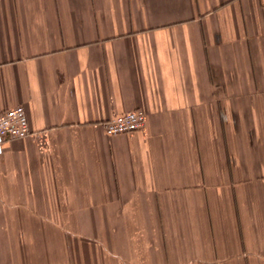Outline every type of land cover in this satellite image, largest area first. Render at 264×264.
Wrapping results in <instances>:
<instances>
[{
	"label": "crops",
	"instance_id": "obj_1",
	"mask_svg": "<svg viewBox=\"0 0 264 264\" xmlns=\"http://www.w3.org/2000/svg\"><path fill=\"white\" fill-rule=\"evenodd\" d=\"M17 104L0 264H264V0H0Z\"/></svg>",
	"mask_w": 264,
	"mask_h": 264
},
{
	"label": "built area",
	"instance_id": "obj_2",
	"mask_svg": "<svg viewBox=\"0 0 264 264\" xmlns=\"http://www.w3.org/2000/svg\"><path fill=\"white\" fill-rule=\"evenodd\" d=\"M147 124V113L136 108L118 113L103 125L108 134L117 135L140 130ZM31 132L27 109L17 104L0 112V141L23 138Z\"/></svg>",
	"mask_w": 264,
	"mask_h": 264
}]
</instances>
